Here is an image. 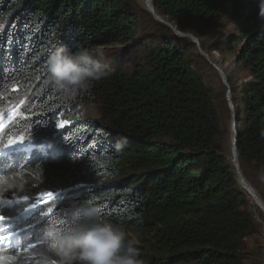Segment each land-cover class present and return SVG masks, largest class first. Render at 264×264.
Wrapping results in <instances>:
<instances>
[{
	"label": "trees",
	"instance_id": "1",
	"mask_svg": "<svg viewBox=\"0 0 264 264\" xmlns=\"http://www.w3.org/2000/svg\"><path fill=\"white\" fill-rule=\"evenodd\" d=\"M137 1L0 0V51H10L4 65L13 66L0 72V114L15 108L0 130V182L21 178L26 186L22 194L0 191L3 228L15 232L0 249L7 258L0 264H35L47 218L69 219L66 209L84 201L98 206L102 219L125 226L143 264H257L249 240L264 239V212L234 167L231 117L241 173L264 203L260 0H152L165 22ZM227 20L236 30L216 49L233 51L249 80L237 84L227 73L228 84L221 78L217 90L204 79L208 60L194 57L192 39L167 22L208 51L203 31ZM138 34L125 47L129 55L110 63L113 74L76 100H64L46 82L48 50L125 46ZM91 102L100 105V123L78 118ZM43 192H57L56 202L27 208ZM22 195L28 201H19Z\"/></svg>",
	"mask_w": 264,
	"mask_h": 264
},
{
	"label": "clouds",
	"instance_id": "2",
	"mask_svg": "<svg viewBox=\"0 0 264 264\" xmlns=\"http://www.w3.org/2000/svg\"><path fill=\"white\" fill-rule=\"evenodd\" d=\"M259 6L260 16L264 17V0H260ZM105 56V50L100 47L72 52L64 45L56 46L47 60L46 82L59 90L64 100L74 101L92 82L113 74ZM11 188L21 194L26 191L21 178L14 184L0 182V191ZM26 197L22 195L19 201ZM66 214L70 222L52 215L43 224L44 247L33 254L35 264H143L135 238L122 223L102 219L101 209L92 202L71 204ZM10 243L11 240L3 242L0 249Z\"/></svg>",
	"mask_w": 264,
	"mask_h": 264
},
{
	"label": "rangeland",
	"instance_id": "3",
	"mask_svg": "<svg viewBox=\"0 0 264 264\" xmlns=\"http://www.w3.org/2000/svg\"><path fill=\"white\" fill-rule=\"evenodd\" d=\"M138 1H139V5H141V4L144 5L141 0H138ZM139 26H140L139 33L141 34L144 32L145 22L143 20H140ZM236 27H237V25L234 24L231 20H227L220 27H218L215 30L203 31L204 32V34H203L204 39L203 40L205 41V44L208 48V51L204 50L201 47V43H200V40L198 38L197 39L199 41V45L192 41L194 46L192 47L191 50H192V54L194 57H196V58H198L200 56L203 57V55L201 54V50H203L205 53L209 54L210 58L209 59L206 58L209 62V66L206 64H202L206 60L204 58L205 56L203 57V61L201 63L202 64L201 66H202V70L204 73L205 81L208 82V84L211 85V87L213 89L214 88L217 90L220 89V83L219 82L221 81V78H222L221 73L217 70V68L214 67V63L217 64L221 69H223L226 76H227V73H231V74L234 73L235 79L237 80V84H241L242 82L249 80V76L244 71H242L243 69L240 67L239 64L236 63L235 55H234L235 53L233 51L231 52L229 50H226L225 48H221V50L216 49V48H218V46L222 47V45H224V42L228 39V36L236 30ZM140 34H138V36H136V39H134L132 42H130L129 44H127L125 46L122 44H115V45H106V46L100 47V48L105 50L106 62L116 63V62L121 61L122 60L121 58L123 56L124 57L128 56L129 53H124L125 47H127L128 45H132L135 42L139 41L140 40ZM193 65L196 66V64L194 62H193ZM225 98H227L226 100L229 103L232 111L235 112V107L233 104V100L235 99V97L233 96L231 91H229V90L226 91ZM13 109H15V108H12L8 112H3L0 114V116L3 117V125L9 124L12 117H9L8 115H13V113H14ZM234 112H233V114H234ZM78 118L80 120H85V121L91 120V121H95L97 123H100L101 122L100 105L96 102L84 104L83 106H81L79 108ZM231 121H232V123L236 122L235 116L231 117ZM232 126H233V124H232ZM1 133L2 132H0V135H1ZM253 202H255V201H253ZM257 206H259V205H257ZM3 226H4L3 224H0V227H3ZM263 232H264V229H263ZM261 236H262V234L261 235H255L252 238H250V240H249V249L251 251V253H249V255L251 257V261L256 260L257 264H264V239Z\"/></svg>",
	"mask_w": 264,
	"mask_h": 264
},
{
	"label": "snow or ice",
	"instance_id": "4",
	"mask_svg": "<svg viewBox=\"0 0 264 264\" xmlns=\"http://www.w3.org/2000/svg\"><path fill=\"white\" fill-rule=\"evenodd\" d=\"M51 50H48V55L50 54ZM5 60H11V53L10 51H8L7 48H4L2 51H0V65H4V61ZM47 65H45L46 67ZM13 66L11 65H4L3 67H0V72H3L5 71V69H12ZM19 71L18 68L16 69H13L11 71H8L6 74L8 76L9 79H11V77L13 75H15V73ZM45 80H47V77H45ZM0 83H2V78H0ZM14 87H17V86H14ZM15 114V111L14 113ZM66 123V122H64ZM64 123H61L59 125V127H63L64 126ZM3 127V117L0 116V128ZM19 141L20 142H23L24 141V137L21 136L19 137ZM19 144L16 140H13L12 141V145H17ZM11 145H8V146H5V148L9 147ZM0 155H2V152H0ZM57 196H58V193L57 192H43L41 193L37 199L35 200V202H32L30 205L27 206V208H35L41 204L45 205L46 207H50L49 205V201H52V203H55L56 202V199H57ZM29 197L27 196L24 201H28ZM4 199L3 198H0V201H3ZM8 219V217L4 216V215H0V224H2L4 221H6ZM66 222H70V218L69 219H65ZM7 231V235H3V234H0V242H6V241H10L13 239V235L15 234V232L11 231V230H7V229H4L3 227H0V233H2L3 231ZM42 243V241H41ZM43 244V243H42ZM27 247H25V251H27ZM3 259H7L5 257H0V260H3ZM11 260H15L16 257L13 256L10 258Z\"/></svg>",
	"mask_w": 264,
	"mask_h": 264
},
{
	"label": "water",
	"instance_id": "5",
	"mask_svg": "<svg viewBox=\"0 0 264 264\" xmlns=\"http://www.w3.org/2000/svg\"><path fill=\"white\" fill-rule=\"evenodd\" d=\"M148 9L150 12H152V14L155 16L156 19L160 20L161 22H165L164 19H162L161 17H159V15L156 13L155 11V8L152 4H149L148 6ZM167 24H169L173 30H175V32H177V34L181 35V36H185V37H190L192 39L193 42L197 43L199 45V41L198 39L192 35V34H189V33H183L181 31H179L173 24H170L169 22H167ZM201 54L203 56H205V58L209 59V54L205 53L203 50H201ZM214 67L217 68V70L221 73V76H222V79L225 83H227V78H226V74L225 72L223 71V69H221L217 64L214 63ZM228 84V83H227ZM236 141H237V130L236 128L234 129V144H233V162H234V167L237 171V174L238 176L240 177L241 179V182H244L247 184L244 176L242 175L241 173V170H240V166L238 164V161H237V149H236ZM249 188L251 190V193L254 195L255 197V200L257 202V204L260 206L261 210L264 212V203L260 200V198L258 197V195L256 194L254 188L249 185Z\"/></svg>",
	"mask_w": 264,
	"mask_h": 264
},
{
	"label": "bare ground",
	"instance_id": "6",
	"mask_svg": "<svg viewBox=\"0 0 264 264\" xmlns=\"http://www.w3.org/2000/svg\"><path fill=\"white\" fill-rule=\"evenodd\" d=\"M141 1H142V3L144 4V6H146V8H148L149 4H152V0H141ZM159 17H161V16H159ZM161 18H162V17H161ZM162 19H163V18H162ZM8 116H9V117H13L14 115H8ZM7 126H8V124H4L2 128H6ZM2 128H0V130H1ZM233 129H235V122L233 123ZM233 141H234V138H233ZM238 177H239V176H238ZM239 180H240V182H241L240 177H239ZM241 185L243 186V188H245V189H246V190L252 195L254 201L256 202L255 197H254V195L251 193V190H250V188H249V186H248V183L246 184V183H244V182H241ZM5 202H6V200H5ZM256 203H257V202H256ZM257 205H258V204H257ZM5 222H7V220L4 221L2 224L4 225ZM1 245H3L2 242H0V246H1Z\"/></svg>",
	"mask_w": 264,
	"mask_h": 264
}]
</instances>
